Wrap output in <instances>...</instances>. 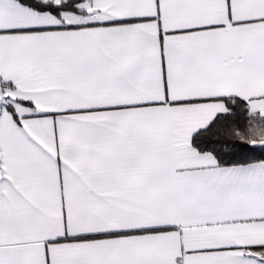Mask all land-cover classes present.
Segmentation results:
<instances>
[{
	"label": "snow or ice",
	"instance_id": "1",
	"mask_svg": "<svg viewBox=\"0 0 264 264\" xmlns=\"http://www.w3.org/2000/svg\"><path fill=\"white\" fill-rule=\"evenodd\" d=\"M0 264H264V0H0Z\"/></svg>",
	"mask_w": 264,
	"mask_h": 264
},
{
	"label": "trees",
	"instance_id": "2",
	"mask_svg": "<svg viewBox=\"0 0 264 264\" xmlns=\"http://www.w3.org/2000/svg\"><path fill=\"white\" fill-rule=\"evenodd\" d=\"M217 138L216 135H213L212 137H210V140H215ZM257 155H259V153H257Z\"/></svg>",
	"mask_w": 264,
	"mask_h": 264
}]
</instances>
